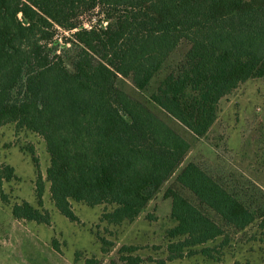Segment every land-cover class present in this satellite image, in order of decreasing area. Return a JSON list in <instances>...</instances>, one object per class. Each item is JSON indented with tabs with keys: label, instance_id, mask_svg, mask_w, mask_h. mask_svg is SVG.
Instances as JSON below:
<instances>
[{
	"label": "trees",
	"instance_id": "trees-1",
	"mask_svg": "<svg viewBox=\"0 0 264 264\" xmlns=\"http://www.w3.org/2000/svg\"><path fill=\"white\" fill-rule=\"evenodd\" d=\"M183 45L187 51L172 61ZM164 70L149 102L195 138L207 136L222 99L264 78V0H0V128L13 124L41 136L49 156L44 178L31 147L37 205L10 203L1 192L14 218L51 224L48 182L61 214L79 222L73 202L101 206L99 221L113 234L110 226L136 221L174 177L164 192L175 222L165 235L167 256L149 260L198 255L231 264L225 257L239 244H264V189L232 184L233 173L195 161L175 173L191 142L118 83L129 78L143 90ZM14 178L12 165H0V184ZM96 237L107 254L114 242ZM139 248L123 244L120 260L141 264L132 253Z\"/></svg>",
	"mask_w": 264,
	"mask_h": 264
},
{
	"label": "rangeland",
	"instance_id": "rangeland-1",
	"mask_svg": "<svg viewBox=\"0 0 264 264\" xmlns=\"http://www.w3.org/2000/svg\"><path fill=\"white\" fill-rule=\"evenodd\" d=\"M96 11L86 13L82 21L93 19ZM68 35L59 30V35ZM187 46L179 47L172 55V61L179 59ZM167 70L156 76L146 89H138L129 78L120 77L119 85L130 95L148 102L167 122L174 126L192 148L184 162H199L207 170L227 176L232 175V184L248 186L256 183L264 189V78L250 79L221 101V112L217 122L205 137L195 138L190 131L171 119L152 102L150 95L156 90ZM31 147L38 157L40 170L45 178L49 156L43 138L33 132L18 131L13 124L0 128V165L9 164L15 168L16 178L0 184L1 192L7 193L10 203L26 199L37 205L35 179L37 176L31 154ZM174 173V176H175ZM174 177L167 181L143 214L131 224L110 226L113 234L105 232V223H100L101 206H87L73 202L79 222H73L61 214L50 200L49 183L46 182L44 206L51 213V224L24 221L14 218L11 209L0 200V264H85L86 259L97 257L101 264H125L120 260L118 249L123 244L138 245L132 252L144 258L141 264H157L152 259H166V231L175 225L170 218L172 202L164 192ZM106 235L114 242L107 254H103L96 233ZM239 244L235 256L228 254L226 263L245 262L251 259L258 264L264 259V244L253 241ZM249 245L253 249L249 250ZM260 245L263 246L260 247ZM155 246L160 248H155ZM80 251L78 261L75 252ZM165 264H214L202 256H192Z\"/></svg>",
	"mask_w": 264,
	"mask_h": 264
}]
</instances>
